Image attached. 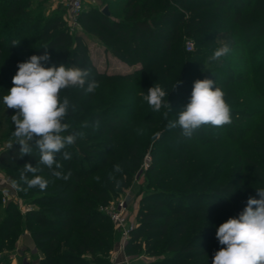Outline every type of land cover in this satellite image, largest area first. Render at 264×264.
<instances>
[{
	"label": "trees",
	"instance_id": "obj_1",
	"mask_svg": "<svg viewBox=\"0 0 264 264\" xmlns=\"http://www.w3.org/2000/svg\"><path fill=\"white\" fill-rule=\"evenodd\" d=\"M46 1L0 0V136H14L11 117L15 110L7 109L3 97L13 86L17 65L32 55H43L44 47H49L51 57L46 67L63 63L89 69V78H94L99 87L89 94L79 88H71L74 93L69 92L71 89L61 93L76 108L66 118L70 129L65 135L82 132L84 136H78L74 144L63 150L71 154V159L65 160L62 153L57 155L59 169L53 166L50 170L39 164V149L34 144L31 155L20 156V145L15 141L0 151V167L19 168L13 175L15 184L21 182L25 164L37 166L41 171L36 174L49 178L43 191H25L26 185L17 188L19 194L33 196L32 203L37 206L24 214L13 202L2 204L0 191V253L23 230L37 227L39 231L31 235L42 248L43 257L38 264H111L108 258L116 232L100 208L143 177L137 222L124 247L125 254L133 255L144 245L147 255L168 254L167 261L161 264L183 263L182 258L193 252L192 246H200L203 235L183 240L190 227H198L201 214L182 200L233 196V186L258 199L256 189L264 188V162H257L253 169H239L240 177L231 184L222 185L217 191L205 190L203 145H186L174 136L163 143L169 131L181 130L169 129V121L176 120L189 102L194 79L199 77L196 64L200 63L199 58H206L205 46L211 45L215 31L228 35L230 52L246 49L252 42L250 56L262 50L254 63L242 61L241 65H247L246 74L239 73L237 79L231 77L224 82L227 87L241 81L243 87L239 96L225 97L231 106L230 131L244 134L253 130L249 121L260 117L264 108V103L258 107L254 104L255 100L264 99V0H102L101 7L82 9L79 31L69 29L59 7L45 15ZM103 7H107L109 16L102 14ZM86 35L100 41L113 57L128 66L138 65L139 69L125 75L99 73L84 42ZM189 40L195 48L192 51L185 50ZM14 41L20 43L13 46ZM227 56L213 60V74L219 75L217 69L233 62ZM250 75L256 79H246ZM155 83L169 92L165 99L172 110L153 111L141 99ZM118 84L127 86L123 98L136 102L137 109L118 105L119 95L111 93ZM253 87L258 88L256 96H249ZM101 92H107L105 106L86 107V102L98 104L97 93ZM120 106L125 113L116 111ZM147 153L151 162L142 171ZM116 165L121 171H115ZM53 171L62 175L70 172L71 176L64 180L55 177Z\"/></svg>",
	"mask_w": 264,
	"mask_h": 264
},
{
	"label": "rangeland",
	"instance_id": "obj_2",
	"mask_svg": "<svg viewBox=\"0 0 264 264\" xmlns=\"http://www.w3.org/2000/svg\"><path fill=\"white\" fill-rule=\"evenodd\" d=\"M67 3L68 0H47L44 3V7L46 9L45 15L50 14L56 9V7H59V12H62L65 18ZM82 5L83 8L87 7V3L84 1ZM80 29L81 27L76 30L79 31ZM211 37L213 42L211 43V45L205 46V52L207 53L206 58H199L200 63L196 64L195 73L199 77L192 79H194V82L198 79H214L216 82V86L221 88L225 92L226 99L232 96L237 97L243 92V87L240 85L241 81L233 83L232 85L227 87H224V82H226L231 77H233V79H237L239 77V73L246 74L247 65H241L242 61H247L248 65H250V62L252 61L254 63L257 60L256 55L259 54L262 50H254L255 54L250 56L249 53L251 52V50H253L252 44L254 42H252L246 49L243 47L241 48V50L231 51L227 54V58L232 60L233 62L230 64H226L222 69H217L220 72L219 75H215L213 74V71H211L212 69H214L215 62L210 59V55L213 54L217 48L223 46L224 44L230 46V42L229 37L225 33V31H215L213 34H211ZM84 42L88 47L91 60L95 64L96 69L99 73L106 75H125L139 69L138 65L128 66L126 63L113 57L111 53L103 47L101 42L91 35H86ZM194 49L195 48H193V50ZM262 65H264V63H261V66ZM249 77L256 79V76L251 75L246 79H251ZM123 85L124 84L116 85L111 89V93L113 94V96L119 95L118 105H132L133 107H135L134 109H137L138 104H135L136 102H127V100H125L126 98H123V94L126 93L127 89V86ZM257 89V87H253L248 95L256 96V91H258ZM69 92L74 93L75 90L71 89L69 90ZM97 94H99V103L95 104L92 102H86V107L99 109L105 106L103 102L107 101V92H101ZM258 95L261 94L258 93ZM120 98L123 99L119 100ZM142 98L143 96L141 97V99ZM254 102V104H256V107H258V104L260 106L261 103H264V99L255 100ZM116 111L119 113H125L123 106H120ZM261 111L262 114L260 117L249 121V123H251L250 126H252L253 130L244 134L242 132L233 134L230 131L229 125L216 127L215 129H210V125H208L202 126L198 130H196L190 138L182 136L181 130H179L178 132L175 130L169 131V135L163 143H167V141H169L174 136L180 137V141H182L181 143L186 145L197 147L199 143L202 144L203 148L201 151H203L205 155V184L207 185L205 190L217 191L222 185L231 184L233 179L240 177L241 172L239 173L238 170L242 169V167L253 169L254 163L264 162V108H262ZM13 141H16V138L14 136L6 139L4 134H1L0 151L7 148ZM162 157L165 156L163 155ZM150 162L151 158L147 153L144 158L142 171L146 170ZM18 169L19 168L13 170L0 167V191L2 194L1 203L6 204L8 202H13L20 210V213L24 214L31 209H36L37 206L32 203L33 196L18 193V189L24 187L25 185L22 181L19 182L18 185L13 182V175H15ZM140 175L141 173L136 176V179H138ZM41 176L49 181V178L46 177V175L42 174ZM30 178H32V176H30ZM142 182L143 177L135 181L131 189L133 195L131 194L129 189H127L116 199L112 200L117 201L120 199H126L129 218L130 221H133L134 223L137 222L136 213L139 206L138 187H140V184ZM240 191L241 188H239L238 186H233L231 192L234 193L231 194L233 196H209L198 200L192 199L181 201L183 204L191 206L193 208V211H195L196 213L201 214L199 216L200 221L196 224L198 225V227H196L195 230L190 227L189 234L183 240H188L193 235H199V233L203 235V240L201 241L200 246L196 244L195 246H192L193 252L188 253L187 256L182 258L183 263L176 262L177 264H212V257L214 252L218 251L221 247L218 240L216 239L217 228L220 224L225 222L230 217L237 216L246 206V202L249 197L246 196L244 192ZM136 192L138 193L134 194ZM238 194L239 196H236L235 198V195ZM105 206H102L101 208H104ZM33 231L39 230L37 227H33L29 231L23 230L22 233H19L17 240L10 244L2 253H0V264H38L39 260L43 257V254L41 251L42 248L38 247V244L32 238L31 233ZM114 231L116 232V230ZM115 243L118 247L117 232ZM114 247L110 252L111 255L114 251ZM111 255H109L108 258V261L110 262ZM131 256L134 257L135 264H161L163 261H167L166 256H168V254H162L160 252L156 256L147 255L144 253V245H142V249Z\"/></svg>",
	"mask_w": 264,
	"mask_h": 264
},
{
	"label": "clouds",
	"instance_id": "obj_3",
	"mask_svg": "<svg viewBox=\"0 0 264 264\" xmlns=\"http://www.w3.org/2000/svg\"><path fill=\"white\" fill-rule=\"evenodd\" d=\"M19 43L14 41L13 46ZM48 48L44 47L43 55H32L18 63V71L12 78L13 86L3 97V102L7 109L15 110L11 119L15 125V144L20 145V156L31 155L34 144L39 149V164L52 170L53 166L57 169L61 167L57 155L62 153L65 160L71 159V154L63 150L74 144L78 136H84L82 132L65 135L70 129L66 118L76 108L61 93L71 88L82 89L85 94L94 93L99 83L89 78V69L63 63L46 67L51 59ZM230 50L224 44L214 51L210 59H219ZM168 93L155 83L143 99L153 111L162 108L172 110L168 99H165ZM231 122V106L225 99V92L216 86L214 79L205 78L194 82L189 102L178 113L176 120L169 121L168 128L179 127L181 135L190 138L202 126L221 127ZM40 171L37 166L24 165L20 180L27 186L25 191L47 188L49 181L36 174ZM115 171H121L119 165L115 166ZM28 173L33 174L32 178H28ZM53 175L67 180L71 173L62 175L53 171ZM256 191L258 199L249 197L237 216L230 217L217 228L216 239L221 247L214 252L212 264H264V188Z\"/></svg>",
	"mask_w": 264,
	"mask_h": 264
},
{
	"label": "built area",
	"instance_id": "obj_4",
	"mask_svg": "<svg viewBox=\"0 0 264 264\" xmlns=\"http://www.w3.org/2000/svg\"><path fill=\"white\" fill-rule=\"evenodd\" d=\"M83 0H68L66 9V22L71 31L80 28L78 18L83 9ZM193 49L192 42L186 43V51ZM113 225L118 234V248L124 250V247L130 239L131 231L136 223L130 221L126 199L109 202L104 208L100 209Z\"/></svg>",
	"mask_w": 264,
	"mask_h": 264
},
{
	"label": "crops",
	"instance_id": "obj_5",
	"mask_svg": "<svg viewBox=\"0 0 264 264\" xmlns=\"http://www.w3.org/2000/svg\"><path fill=\"white\" fill-rule=\"evenodd\" d=\"M87 3V7H101V1L102 0H83ZM86 7V8H87ZM85 8V9H86ZM132 187L129 189V191L132 192ZM139 191V187H138ZM138 192L134 193L137 194ZM133 195V194H132ZM111 264H135V259L131 255H126L124 250H120L115 243L114 251L111 255Z\"/></svg>",
	"mask_w": 264,
	"mask_h": 264
},
{
	"label": "water",
	"instance_id": "obj_6",
	"mask_svg": "<svg viewBox=\"0 0 264 264\" xmlns=\"http://www.w3.org/2000/svg\"><path fill=\"white\" fill-rule=\"evenodd\" d=\"M102 14L105 15V16H109V12L107 10V7H103L102 10H101Z\"/></svg>",
	"mask_w": 264,
	"mask_h": 264
}]
</instances>
